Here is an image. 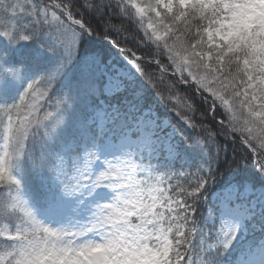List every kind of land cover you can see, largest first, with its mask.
Listing matches in <instances>:
<instances>
[{
	"label": "snow or ice",
	"instance_id": "snow-or-ice-1",
	"mask_svg": "<svg viewBox=\"0 0 264 264\" xmlns=\"http://www.w3.org/2000/svg\"><path fill=\"white\" fill-rule=\"evenodd\" d=\"M0 264H264V0H0Z\"/></svg>",
	"mask_w": 264,
	"mask_h": 264
}]
</instances>
